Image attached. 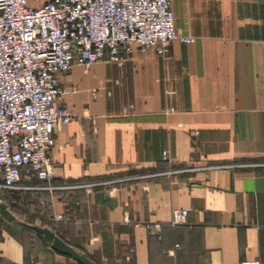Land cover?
<instances>
[{
  "label": "crops",
  "instance_id": "crops-1",
  "mask_svg": "<svg viewBox=\"0 0 264 264\" xmlns=\"http://www.w3.org/2000/svg\"><path fill=\"white\" fill-rule=\"evenodd\" d=\"M171 10L192 42L173 41L168 61L134 52L58 76L77 116L50 152L62 189L0 191V264H79L27 226L93 264H264V0ZM110 181L121 182L92 187ZM173 210L188 212L183 225Z\"/></svg>",
  "mask_w": 264,
  "mask_h": 264
},
{
  "label": "built area",
  "instance_id": "built-area-1",
  "mask_svg": "<svg viewBox=\"0 0 264 264\" xmlns=\"http://www.w3.org/2000/svg\"><path fill=\"white\" fill-rule=\"evenodd\" d=\"M29 1L0 0V191L51 193L62 189L53 184L55 129L77 118L59 103L70 92L58 76L74 65L121 66L134 52L153 50L168 61L173 41L192 40L176 34L172 0H49L36 7ZM187 215L173 210L170 225H183ZM143 227L149 236L162 231L156 223Z\"/></svg>",
  "mask_w": 264,
  "mask_h": 264
},
{
  "label": "water",
  "instance_id": "water-1",
  "mask_svg": "<svg viewBox=\"0 0 264 264\" xmlns=\"http://www.w3.org/2000/svg\"><path fill=\"white\" fill-rule=\"evenodd\" d=\"M11 218L13 217L11 216ZM27 227L33 230L34 232H36L37 234H39L40 236H42V238L51 246V248L54 251L70 257L76 263L93 264L82 254H79L73 248L65 244L62 240H60L53 232H51L47 228H40L36 226H27Z\"/></svg>",
  "mask_w": 264,
  "mask_h": 264
},
{
  "label": "rangeland",
  "instance_id": "rangeland-1",
  "mask_svg": "<svg viewBox=\"0 0 264 264\" xmlns=\"http://www.w3.org/2000/svg\"><path fill=\"white\" fill-rule=\"evenodd\" d=\"M113 66H117V67H121V66H118V65H113ZM89 68V67H88ZM87 69V68H86ZM9 203V202H8ZM13 206L14 205H12V206H10V212L12 213V214H14L15 212H14V208H13Z\"/></svg>",
  "mask_w": 264,
  "mask_h": 264
},
{
  "label": "trees",
  "instance_id": "trees-1",
  "mask_svg": "<svg viewBox=\"0 0 264 264\" xmlns=\"http://www.w3.org/2000/svg\"><path fill=\"white\" fill-rule=\"evenodd\" d=\"M37 183H38V182H36L35 184H37ZM8 192H9V191H8ZM9 193H12V194H13V193H15V192H9Z\"/></svg>",
  "mask_w": 264,
  "mask_h": 264
}]
</instances>
